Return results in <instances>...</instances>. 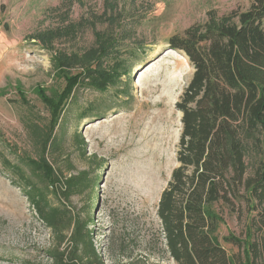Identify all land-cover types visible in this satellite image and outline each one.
I'll return each instance as SVG.
<instances>
[{"label": "rangeland", "instance_id": "374dc122", "mask_svg": "<svg viewBox=\"0 0 264 264\" xmlns=\"http://www.w3.org/2000/svg\"><path fill=\"white\" fill-rule=\"evenodd\" d=\"M249 4L0 0V264L51 263L45 252L53 245L50 229L18 170L51 203L92 218L106 264H176L165 252L156 207L177 165L181 113L175 103L193 67L167 38L203 23L209 10L220 16ZM71 74L79 81L59 104ZM44 132L53 139L46 158L59 177L58 196L26 163L39 158ZM81 171L94 181L64 200L60 187ZM222 213L220 241L244 227L243 219Z\"/></svg>", "mask_w": 264, "mask_h": 264}, {"label": "trees", "instance_id": "16d2710c", "mask_svg": "<svg viewBox=\"0 0 264 264\" xmlns=\"http://www.w3.org/2000/svg\"><path fill=\"white\" fill-rule=\"evenodd\" d=\"M167 44L184 52L193 72L175 103L181 113L177 165L156 207L165 252L176 264H264V0L220 16L209 10L203 23L172 34ZM64 78L59 104L72 97L79 74ZM42 134L39 158L27 157L26 163L58 196L59 177L46 158L53 139ZM18 171L50 229L53 245L45 250L50 264H106L89 227L92 218L51 203ZM93 181L88 171L78 172L59 195L69 200ZM223 209L244 221L239 235L228 231L221 238L236 251L228 252L219 239Z\"/></svg>", "mask_w": 264, "mask_h": 264}]
</instances>
